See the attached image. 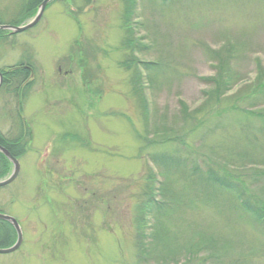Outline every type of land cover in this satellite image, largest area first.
<instances>
[{"label":"rangeland","instance_id":"374dc122","mask_svg":"<svg viewBox=\"0 0 264 264\" xmlns=\"http://www.w3.org/2000/svg\"><path fill=\"white\" fill-rule=\"evenodd\" d=\"M25 65L0 86L23 230L0 264H264V0H53L0 34Z\"/></svg>","mask_w":264,"mask_h":264},{"label":"water","instance_id":"95a60500","mask_svg":"<svg viewBox=\"0 0 264 264\" xmlns=\"http://www.w3.org/2000/svg\"><path fill=\"white\" fill-rule=\"evenodd\" d=\"M50 1L51 0H43V2L40 5V9H39L38 14L29 23L22 25V26L0 25V30H10L11 33H19V32H23V31L33 27L42 17L43 12L45 10V7L48 4V2H50ZM0 78H1L0 79V84H1V81H2V73L1 72H0ZM0 152H2L14 165V169H13L11 175L4 180H0V187H2V186H6V185L10 184L11 182H13L17 178L19 171H20V163H19L18 159L8 149L3 147L2 145H0ZM0 219L8 221L9 223H11L17 232V240L14 243V245H12L10 247H6V248L0 247V254H6V253L14 252L22 244V241H23L22 228H21L20 224L18 223V221L10 215L0 213Z\"/></svg>","mask_w":264,"mask_h":264},{"label":"trees","instance_id":"16d2710c","mask_svg":"<svg viewBox=\"0 0 264 264\" xmlns=\"http://www.w3.org/2000/svg\"><path fill=\"white\" fill-rule=\"evenodd\" d=\"M30 1L32 2L33 6H35L36 4L39 5L43 0H30ZM131 41H132V39H130L127 43L130 44ZM28 73H29L28 69H25L24 71L22 69L12 70V72H7V71L3 70V75H4L3 82H4V84H9V83H12V82H14V83L18 82V85H19L20 81H22L20 77H24L25 76L24 78H26ZM210 80H211V82H214L216 79L215 78H210ZM230 82L232 84V79L230 80ZM262 88H264V87H261V89ZM0 144L3 145L4 147H6L13 155L19 156V153L16 150V148H19V140L18 139H8V138H5L0 133ZM0 159H2V163L1 164L3 166H5L6 163H7V158L1 152H0ZM5 168L7 169L8 166H6ZM214 176H218V175L213 173L212 174V178ZM257 211H258L257 214L260 215L261 214L260 211L259 210H257ZM261 219H263L262 216H261ZM12 228L13 227L7 221L0 220V239L4 240V241H0V242H4L8 246L11 245L10 237L12 236V230H14Z\"/></svg>","mask_w":264,"mask_h":264},{"label":"bare ground","instance_id":"6f19581e","mask_svg":"<svg viewBox=\"0 0 264 264\" xmlns=\"http://www.w3.org/2000/svg\"><path fill=\"white\" fill-rule=\"evenodd\" d=\"M41 3H42V2H41ZM41 3H40V4H41ZM30 5H31V4H29L28 9L30 8ZM30 9H31V8H30ZM39 9H40V8H39V5H38V11H37V12H39ZM22 25H24V24H19V23H18V24L15 25V26H22ZM25 31H26V30H25ZM23 32H24V31H23ZM19 33H21V32H19ZM22 69H24V68H22ZM7 72H12V71H11V70H8Z\"/></svg>","mask_w":264,"mask_h":264}]
</instances>
